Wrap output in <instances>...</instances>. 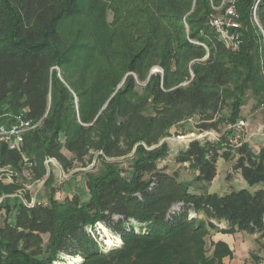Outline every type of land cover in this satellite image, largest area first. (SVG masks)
I'll return each mask as SVG.
<instances>
[{"label": "trees", "instance_id": "16d2710c", "mask_svg": "<svg viewBox=\"0 0 264 264\" xmlns=\"http://www.w3.org/2000/svg\"><path fill=\"white\" fill-rule=\"evenodd\" d=\"M223 1L112 0L108 8L106 0H0V114L42 121L17 151L0 148V167L30 165L35 180H42L47 159L70 171L75 162L86 167L87 158L101 153V169L87 174V203L51 198L48 206L19 210L14 224L0 229V264H54L62 255L81 258L82 264H224L231 251L218 243L211 252L212 232L264 237V189L195 195L159 167L169 157L164 139L172 128L199 117L211 122L203 123L202 132L218 130L223 119L215 118L228 99L225 120L235 124L248 93H264L258 63L264 0L239 4L238 53L209 26ZM110 10L125 17L121 46L86 81L89 65L73 70L75 46L63 47L61 25L84 15L93 21L91 38L97 39ZM224 149L222 142L194 141L177 162L189 163L204 187L216 178L220 158L236 159L235 170L251 187L264 184V146L257 153L247 144ZM132 152L126 175L107 161ZM14 189L0 181V193ZM175 205L180 210L171 213ZM101 225L121 246L104 250L108 245L89 232ZM39 234L50 235L45 251L30 246L42 244Z\"/></svg>", "mask_w": 264, "mask_h": 264}, {"label": "rangeland", "instance_id": "374dc122", "mask_svg": "<svg viewBox=\"0 0 264 264\" xmlns=\"http://www.w3.org/2000/svg\"><path fill=\"white\" fill-rule=\"evenodd\" d=\"M111 1L106 0L108 8L112 3ZM115 1L125 5L123 0ZM222 12L219 11L218 15ZM124 19V16L117 17L111 10L108 11L104 25L99 27V38L97 39L91 38L93 21L84 15L62 23L63 47L75 46V50L71 52L73 70L89 65L88 72L85 75L86 81L94 80L98 70L106 66L107 60L111 59L112 56H116L121 46L120 22ZM255 25L257 28V24ZM258 63L262 74L260 80L263 82V48L260 49L258 54ZM57 71L61 72L59 69ZM155 71H159V69H153V72ZM59 77L62 82H65L62 76ZM231 100L228 99L226 101L222 111L215 118L217 120L219 116H222L223 119L218 130L213 129L202 132L200 127L203 123L211 122L195 117L172 128L169 135L164 139L169 146L170 152L169 157L161 161L159 167L165 169L169 175H176L191 194L225 195L233 190L247 189L254 191L255 189H264V184L251 187L243 179L241 174L235 170L236 159L225 161L220 158L217 162L218 174L214 181L206 187L196 180L197 173L189 168V163L177 162L180 154L185 152L194 141H199L202 144L222 142L224 150H236L241 145L247 144L255 153L264 146V93L262 92L261 98L256 97L252 91L248 93L247 103L241 108L240 118L235 124H228L225 120L230 115ZM75 104L76 108H78L76 98ZM63 153L69 159H72V155L69 152L63 150ZM133 153L121 158L107 159V161L119 165L124 169V175H126L130 171ZM100 155L101 153H94L90 158H87L84 165L86 167H83L82 163L75 162L73 169L70 171H65L56 160L46 163L47 159L45 161L46 175L42 180H35L30 165L0 167L1 183L14 186L15 188L12 193H0V229H4L7 223L14 224L19 210L27 212L34 207L48 206L51 198H54L59 203L74 202L81 205L87 203L90 198L87 188V174H97L99 172L101 169ZM233 155L237 158L235 151H233ZM20 205H22L21 209L18 208ZM180 207L181 205H175L171 213L178 212ZM195 216V214H192L191 217ZM220 226L221 228H226L224 224ZM89 232L96 236L103 245L106 244L107 239L112 240L111 245L104 247L105 251L119 247L122 244L120 239L106 227L100 228V226H97L96 229L89 230ZM38 236L42 244L39 240H36L30 244L31 248L36 249L39 245H42L40 250H47L50 235L39 234ZM218 243H224L231 251V256L223 260L224 264H264V237L261 234L212 232L207 238L208 249L213 252L215 245ZM82 263L83 259L78 261V258L62 255L61 260L54 264Z\"/></svg>", "mask_w": 264, "mask_h": 264}, {"label": "built area", "instance_id": "2783aa9c", "mask_svg": "<svg viewBox=\"0 0 264 264\" xmlns=\"http://www.w3.org/2000/svg\"><path fill=\"white\" fill-rule=\"evenodd\" d=\"M245 0H224L222 6L215 8V13L209 18V26L219 35L225 46L233 53H238L243 45L240 13L238 5ZM219 11H223L218 15ZM217 14V15H214ZM254 20L257 15L254 10ZM42 121H34L25 114H0V148L6 145L10 151H17L24 143L27 133L40 128ZM55 161L48 159L46 163Z\"/></svg>", "mask_w": 264, "mask_h": 264}, {"label": "bare ground", "instance_id": "6f19581e", "mask_svg": "<svg viewBox=\"0 0 264 264\" xmlns=\"http://www.w3.org/2000/svg\"><path fill=\"white\" fill-rule=\"evenodd\" d=\"M100 228H103V226L101 225ZM112 244V240L111 239H107L106 241V245H111ZM81 258H78V261H81Z\"/></svg>", "mask_w": 264, "mask_h": 264}, {"label": "crops", "instance_id": "0c3cea01", "mask_svg": "<svg viewBox=\"0 0 264 264\" xmlns=\"http://www.w3.org/2000/svg\"><path fill=\"white\" fill-rule=\"evenodd\" d=\"M65 155H66V154H65ZM255 190H258V189H255ZM255 190H254V191H255ZM229 193H230V192H229ZM226 194H227V193H226Z\"/></svg>", "mask_w": 264, "mask_h": 264}]
</instances>
